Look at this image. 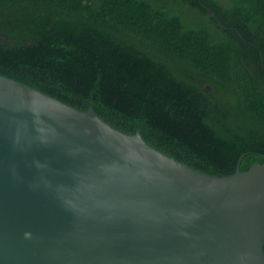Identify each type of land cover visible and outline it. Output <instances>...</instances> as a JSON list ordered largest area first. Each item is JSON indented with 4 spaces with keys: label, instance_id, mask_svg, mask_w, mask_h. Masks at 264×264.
Wrapping results in <instances>:
<instances>
[{
    "label": "trees",
    "instance_id": "16d2710c",
    "mask_svg": "<svg viewBox=\"0 0 264 264\" xmlns=\"http://www.w3.org/2000/svg\"><path fill=\"white\" fill-rule=\"evenodd\" d=\"M0 74L209 175L263 161L264 0H0Z\"/></svg>",
    "mask_w": 264,
    "mask_h": 264
},
{
    "label": "water",
    "instance_id": "95a60500",
    "mask_svg": "<svg viewBox=\"0 0 264 264\" xmlns=\"http://www.w3.org/2000/svg\"><path fill=\"white\" fill-rule=\"evenodd\" d=\"M260 155L209 175L0 74V264H264Z\"/></svg>",
    "mask_w": 264,
    "mask_h": 264
}]
</instances>
